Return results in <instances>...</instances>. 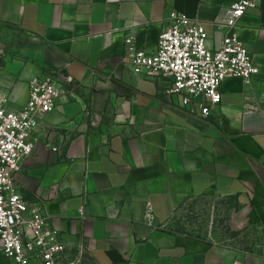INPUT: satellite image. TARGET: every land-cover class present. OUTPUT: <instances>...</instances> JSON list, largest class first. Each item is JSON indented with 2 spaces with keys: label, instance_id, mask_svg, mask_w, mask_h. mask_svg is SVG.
I'll list each match as a JSON object with an SVG mask.
<instances>
[{
  "label": "crops",
  "instance_id": "0c3cea01",
  "mask_svg": "<svg viewBox=\"0 0 264 264\" xmlns=\"http://www.w3.org/2000/svg\"><path fill=\"white\" fill-rule=\"evenodd\" d=\"M237 1L0 0V42L17 53L0 65L9 110L24 107L33 77L62 90L16 175L66 245L57 264H264V0L236 30L259 75L222 83L207 119L167 93L170 79L136 76L125 61L126 38L155 53L174 12L203 23L218 48ZM204 199L228 204V235L169 227Z\"/></svg>",
  "mask_w": 264,
  "mask_h": 264
},
{
  "label": "built area",
  "instance_id": "2783aa9c",
  "mask_svg": "<svg viewBox=\"0 0 264 264\" xmlns=\"http://www.w3.org/2000/svg\"><path fill=\"white\" fill-rule=\"evenodd\" d=\"M255 7L254 0H240L230 7L227 21L219 26L226 34L215 49L207 45L203 23L174 12L162 25L156 52L138 49L135 39L127 37L125 61L136 76L170 79L167 93L179 96L184 108L199 110L207 119L221 104L222 83L239 78L249 85L259 75L236 33L247 11ZM61 93L53 76L33 77L26 104L11 111L8 95L0 92V250L11 264H57L66 253L58 231L36 205L24 199L16 181L22 161L33 152L38 115L53 112ZM146 221L153 225L151 212Z\"/></svg>",
  "mask_w": 264,
  "mask_h": 264
},
{
  "label": "rangeland",
  "instance_id": "374dc122",
  "mask_svg": "<svg viewBox=\"0 0 264 264\" xmlns=\"http://www.w3.org/2000/svg\"><path fill=\"white\" fill-rule=\"evenodd\" d=\"M17 56L8 45L0 42V65L6 58ZM228 204L219 200L204 199L190 200L179 207L173 215L170 228L183 230L187 234L195 237H204L214 239L220 236H226L229 233L226 215ZM0 264H11L7 261L0 250Z\"/></svg>",
  "mask_w": 264,
  "mask_h": 264
}]
</instances>
